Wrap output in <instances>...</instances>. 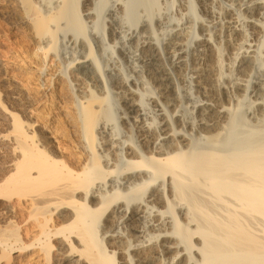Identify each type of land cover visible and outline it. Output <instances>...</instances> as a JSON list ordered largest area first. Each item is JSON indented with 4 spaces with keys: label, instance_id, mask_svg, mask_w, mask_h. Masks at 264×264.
Segmentation results:
<instances>
[{
    "label": "bare ground",
    "instance_id": "1",
    "mask_svg": "<svg viewBox=\"0 0 264 264\" xmlns=\"http://www.w3.org/2000/svg\"><path fill=\"white\" fill-rule=\"evenodd\" d=\"M156 1L6 0L4 14L15 16L10 24L24 29L34 43L40 76L48 63L58 61L61 45L71 52L70 62L58 65L62 68L54 76L58 85L64 82L78 92L71 104L78 155L74 162L65 158L53 132L35 131V121L19 119L0 101V116L8 120L0 140L16 155L0 196L37 192L36 199L43 197L31 198L29 208L41 215L36 235L45 237L39 247L45 257L50 249L46 213L59 210L61 225L54 234L69 246L58 252V261L264 264V115L249 128L241 107L230 108L241 101L232 92L244 88L246 97L252 75L264 90V0H179L183 7L175 16L156 19L169 34L163 50L151 27ZM192 1L207 18L192 12ZM104 43L132 55L135 66L129 78L114 67L110 89L93 52V45ZM223 55L235 62L232 72H225ZM68 67L71 78L64 75ZM137 73L149 77L159 92L143 99L140 86L146 83ZM181 80L198 95L192 97L190 87L184 91ZM111 93L121 100L123 133L116 132ZM9 97L18 103L16 93ZM182 98L195 117L185 115ZM255 104L263 107L264 101ZM104 218L110 229L99 234ZM10 236L17 242L14 230ZM106 237L115 248L103 246ZM6 241L7 235L0 246ZM13 249L10 245L8 251Z\"/></svg>",
    "mask_w": 264,
    "mask_h": 264
},
{
    "label": "rangeland",
    "instance_id": "2",
    "mask_svg": "<svg viewBox=\"0 0 264 264\" xmlns=\"http://www.w3.org/2000/svg\"><path fill=\"white\" fill-rule=\"evenodd\" d=\"M181 3L185 6L187 5L184 1ZM198 4L196 1L190 3L192 12L207 18V13L202 12V10L199 11ZM180 5L183 7L179 0H157L151 11L153 16L151 27L154 29V34L159 41L161 50L165 48L169 34L165 27L162 25L157 26L159 22L156 21V19L157 17L167 18L169 16H175V9ZM7 10L6 0H0V101L3 103L7 112L15 114L19 119L26 122L35 121V131H40V128H46L53 132V137L57 146L59 145V152H64L62 154H66L65 158L68 157V160L70 159L74 162L78 155V141L74 136L73 123L71 122L72 113H74L71 104L72 98L77 95L78 92L76 93L74 90L68 89L64 82L63 85H58L54 76V72L57 69L62 68L58 65H62L63 63L66 65L70 62L72 59L71 52L68 51L67 48L64 50V47L61 45L58 53V61L56 63H48L46 74L40 76L36 70L40 61L37 60L38 58L37 53L35 52L34 43L24 29L10 24L15 16L12 14L5 15L4 13ZM101 12L103 13V10ZM138 13L142 15V11H138ZM134 23L135 22L131 23L132 26L135 25ZM109 46V43H104L102 47H96V45H93L95 60L100 66L102 73L109 77L107 82L108 88L110 86L112 69L114 67H118L121 74L125 77L129 78L130 76L135 75V66L131 58L132 55L124 53L119 54L118 46H115L114 48ZM221 52L226 53L224 45L221 47ZM222 60L225 72L227 73L229 70L232 72L235 68V62L232 60L230 62V60L226 59V56L224 55L222 56ZM64 75L71 78L70 67L65 70ZM136 76L144 80L146 83V85L140 86V90L144 92L145 95L143 99L148 97L151 93L159 92L156 84H154L149 77H146L142 73H137ZM255 78V75L250 77L251 82L247 86L246 97H243L245 92L244 88L232 92L239 97L241 101L238 104L239 106L234 107L235 104L237 105L236 102H232L230 105L231 109L241 107L242 118L249 128L256 127L264 115V105L263 107L257 108L255 104L256 99L264 101V90L262 86H256L254 84ZM72 86L75 88L74 81H72ZM179 86L184 91L188 90V87H190L192 97L198 95L195 91L196 88L193 87V85L189 86L187 81H179ZM144 87L147 88L143 91ZM181 88L179 89L181 94L186 95L184 91H181ZM89 89V86L86 87L88 92ZM11 93L17 94L19 97L18 103L10 100L9 96ZM85 93L80 94V96L84 97L88 94L86 91ZM216 94L222 103L226 105L230 103L228 98L225 99V95L222 91L217 90ZM112 95L115 97V100L113 101L114 98L110 95L112 112L116 117L117 123L116 132L123 133L126 128H124L121 123V119L119 118L120 111L117 109V105L119 103L121 105V100L117 99L115 94ZM184 100L185 99L182 98L181 106L184 105L183 110H185L183 112H185V115L189 118L195 117L194 109ZM170 109L171 108L169 107V110ZM7 121L2 118V115L0 116V136L8 131ZM239 123L241 122L239 121L238 124ZM133 133L135 132L133 131ZM11 151L12 148H8L7 141L2 142L0 140V184L11 171V167L8 166L10 165V161L12 162V158L16 157ZM35 194L40 196L37 192H30L25 197L12 196L11 199L0 196V239L7 235L6 245L0 246V264H70L66 261H58L60 259L58 252H61V250L65 251L69 246V243L65 242L60 235L54 234V230L61 225L58 219L60 213L59 210L49 209L48 213H46L48 219L47 225L50 229V233L48 234L50 249L47 257L41 255V242L45 240V237H38L36 235L38 234L37 219L40 218L41 215H36L32 212L29 205L32 199H34V202L36 200L40 202V200H43V197H39L38 200L36 199L37 196ZM145 196H147V194ZM100 222L103 226L100 225L98 229L99 234L110 229L108 223L105 222V218L101 219ZM11 230L16 232L18 237L17 242L10 236ZM153 240L154 243H156L155 241H157V238H153ZM10 245L14 247L11 252L8 251ZM24 246H27L26 249L28 250L25 249L27 252L21 253L18 248ZM103 246L107 250L115 248L114 244H110V238L108 237L104 238ZM30 248L31 250H29ZM82 258L86 260L84 256H82ZM119 258L120 256H115V261H119Z\"/></svg>",
    "mask_w": 264,
    "mask_h": 264
}]
</instances>
